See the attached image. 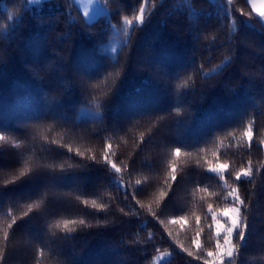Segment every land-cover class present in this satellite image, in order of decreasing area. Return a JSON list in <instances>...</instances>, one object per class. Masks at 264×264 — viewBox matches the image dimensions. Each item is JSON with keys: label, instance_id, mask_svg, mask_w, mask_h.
<instances>
[{"label": "trees", "instance_id": "1", "mask_svg": "<svg viewBox=\"0 0 264 264\" xmlns=\"http://www.w3.org/2000/svg\"><path fill=\"white\" fill-rule=\"evenodd\" d=\"M131 1L110 0L92 22L71 0L0 4V264H154L160 252L169 256L157 264H203L182 250L195 252L191 214L204 221L207 203H231L233 174L249 160L258 171L236 185L249 203L237 264H264V25L232 12L230 34L224 0H145L144 22L127 25L144 0ZM172 160L177 179L157 207ZM217 162L229 165L224 181L207 170ZM25 165L29 173L5 185ZM197 187L208 193L193 195ZM180 215L183 227L169 223ZM81 219L72 232L54 227ZM203 227L202 246H214Z\"/></svg>", "mask_w": 264, "mask_h": 264}, {"label": "snow or ice", "instance_id": "2", "mask_svg": "<svg viewBox=\"0 0 264 264\" xmlns=\"http://www.w3.org/2000/svg\"><path fill=\"white\" fill-rule=\"evenodd\" d=\"M41 0H27V3L29 4H39ZM80 0H77V3H79ZM96 0H87L85 4L82 6V15L84 17H88L90 13L93 11L91 9V5L95 3ZM110 0H100V3L103 5V7L108 9V3ZM189 3H191V0H188ZM224 3L226 7L229 10V18L227 21H224L227 23L230 34H236V29L238 26V22L235 18L232 17L231 13L236 12L239 13L240 16L249 18L251 20H255L256 18H259L261 21H264V0H241L242 7L235 8L234 0H224ZM155 5H153L154 7ZM193 8L194 3L191 5ZM12 17V14L9 13V18ZM124 22L127 25H132L133 21H135L137 24H141L144 22L145 19V2H141L139 5V9L137 13L134 15L132 19H129L127 16L123 17ZM115 51V49H113ZM225 61L231 62L228 57H225ZM221 65H224L222 62ZM221 65L217 66V68H214L211 73L216 72L217 69L221 67ZM227 67V65L225 66ZM224 67V68H225ZM119 75V72L116 73ZM209 73H206V75ZM253 132L254 127L249 123V126L245 129L243 132V136L246 137L249 141L248 149L249 151L252 150L254 147L253 145ZM231 135V133H229ZM4 137L0 136V140H3ZM52 144H55L56 141H51ZM261 143H264L262 141ZM61 147H67L68 152H72L73 149L69 146L62 145ZM259 147V146H256ZM173 156L174 157H180L181 156V149L180 148H174L173 149ZM76 155L83 156V152H76ZM112 155L111 152V145H106L104 149V156L106 163L111 167V169L114 171V173H121L123 171L122 167H118L115 162L110 158ZM184 155H191V153H184ZM215 155V153H213ZM53 167V166H50ZM61 171L64 170L63 165L57 166ZM71 167V165L69 166ZM169 173L168 176L170 178V182L168 184V188L164 191H161L158 195V197L155 200V204L157 207L161 205V202L164 201L168 196L172 189V184L176 182V166H175V160L169 161ZM55 170V167L53 168ZM209 172L215 173L219 176L220 181L225 180V176L229 173V165L227 162L224 163H215L209 166L208 168ZM258 171V169L254 168L252 165L251 160L248 161V163L244 166H242L238 171H235L232 178V185H230V191L228 192V197H231V203H228L227 206L223 209V211H220L218 209H215L213 207L212 203H207V212L204 214L205 219L202 221L201 216L196 215L195 212H193L191 215L195 219V223L197 225L195 229V234L192 237V245L195 248V252L192 250H189L188 248H183L182 250L187 253L189 257H193L196 260L203 259V264H237V256L240 252L241 248V242L246 238V231L248 229V218H247V210L249 208V203L243 198L240 194L239 188L236 185H239L241 181H247L249 183L252 182L251 178L254 176V174ZM29 173V168L25 165L21 169H19L18 174H14L11 180L5 181L6 184L14 183L18 180H20L22 177H25ZM142 181L137 179L135 181L136 185H141ZM196 192L200 193H208L207 188L203 187H197L193 195H195ZM211 196H216L215 192L210 193ZM203 198V197H202ZM227 199V198H226ZM84 204H91V207L96 210H103L107 206L102 203H97L95 200L88 201L84 200ZM136 203H140L138 200ZM34 207H37L36 204H30L28 206V212H26L24 215L25 217L28 215L29 212L32 211ZM140 207L143 208L144 205L140 204ZM151 211V209H149ZM156 214L153 213V216ZM210 216V222H208V217ZM189 217L185 215L175 216L172 219L169 220V223L171 224H179L181 227H183L186 222H188ZM16 219L14 218L11 223L8 224L7 228L4 229L3 232V238L4 240H8L9 238V230L13 228V226L16 224ZM80 224L85 225V220L81 219L79 221H69L65 220L62 222H57L54 227L61 228V230H67L68 232L74 231L73 228L69 227V224ZM163 223V221H161ZM207 224V228L209 231L214 232V246L212 247H205L201 244V236L204 232V224ZM61 225H63L61 227ZM169 236L172 235L171 232L168 233ZM164 257V253H161V259ZM4 258V248L0 247V262L3 261ZM249 259H252L251 257Z\"/></svg>", "mask_w": 264, "mask_h": 264}, {"label": "rangeland", "instance_id": "3", "mask_svg": "<svg viewBox=\"0 0 264 264\" xmlns=\"http://www.w3.org/2000/svg\"><path fill=\"white\" fill-rule=\"evenodd\" d=\"M45 1H48V0H41V2L39 4H28L29 7L31 8H37L39 7V5H41L43 2ZM72 2H74L76 4V6L78 7V9L81 11L82 13V6L83 4H85L87 2V0H80L79 3H77V0H71ZM127 2L129 3H133L135 1H131V0H126ZM143 2H145V6H146V1L144 0ZM0 4L1 6L3 7V0H0ZM91 9L93 10L90 15L88 17H84V19L87 21V22H92L94 21L99 15H102V14H106L107 13V8L103 7V5L100 3V0H96L95 3H93L91 6ZM259 19V18H258ZM260 20V19H259ZM260 22L264 25V21H261ZM122 42V39H115L114 41V44L111 46L109 52L110 54L115 57L116 54H117V51L119 49V46H120V43ZM113 49H115V51H113ZM209 168V167H208ZM208 170V169H207ZM209 172V171H208ZM212 173V172H210ZM212 174H215V173H212ZM217 175V174H215ZM223 211V210H222ZM27 239V238H26ZM28 240V239H27ZM161 253H164V257L161 259ZM169 256V253L168 252H160L156 255V257L154 258V264H157L163 260H165L167 257Z\"/></svg>", "mask_w": 264, "mask_h": 264}]
</instances>
